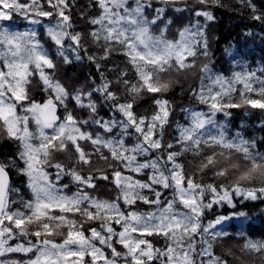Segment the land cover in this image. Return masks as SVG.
<instances>
[{
  "label": "snow or ice",
  "instance_id": "snow-or-ice-1",
  "mask_svg": "<svg viewBox=\"0 0 264 264\" xmlns=\"http://www.w3.org/2000/svg\"><path fill=\"white\" fill-rule=\"evenodd\" d=\"M239 3L264 23V12L252 0ZM75 4L0 0V22L15 16L33 26L55 21L44 25L51 49L35 27L12 31L0 23V136L18 146L16 158L0 161V257H26L0 264H228L215 247L230 233L216 228L231 217L205 223V211L223 204L235 208L236 197L264 200V151L254 138L230 136L217 114L229 117L228 110L239 108L264 112V68L242 66L225 76L199 62L210 56L207 28L215 19L210 9L222 7V0L191 5L189 0H91L87 7L96 15L87 16L86 32L73 24ZM169 6L195 17L173 38L167 35L173 21L165 20ZM113 54L124 56L126 67L109 68L116 72L110 79L102 68ZM85 60L95 65L100 82L69 91L57 78L59 62ZM197 71L199 87L190 95L207 111L183 107L185 122L173 124L175 107L166 94L179 80L172 73ZM34 86L45 94L42 101L33 98ZM148 96L153 111L138 114L137 104ZM102 107L109 109L107 116L100 114ZM169 127L175 135L165 142ZM9 168L27 178L31 198H21L20 207L10 198L18 189L10 185ZM49 168L56 170L54 180ZM209 173L212 180L204 183ZM66 176L76 187L71 194L61 183ZM99 180L114 186V198L93 194ZM151 237L163 238L164 247ZM13 240L20 242L10 244ZM241 252L264 264V240L245 239ZM227 254L232 255L230 248Z\"/></svg>",
  "mask_w": 264,
  "mask_h": 264
},
{
  "label": "trees",
  "instance_id": "trees-1",
  "mask_svg": "<svg viewBox=\"0 0 264 264\" xmlns=\"http://www.w3.org/2000/svg\"><path fill=\"white\" fill-rule=\"evenodd\" d=\"M91 0H76V4L71 9L72 20L75 29L78 31H87L89 25L87 24V16L96 15L95 8L88 9V4ZM192 0H189L191 5ZM252 3L256 6L258 11L264 12V0H252ZM222 7H212L210 10L214 14V21L208 24L207 34L209 41L210 56L208 60L200 59V63L208 62L210 67L224 75H231L235 71L236 67L246 66L251 70H259L264 68V23L252 19V12L247 5H241L239 0H222ZM163 5L154 3V7H161ZM182 6V5H180ZM45 7L47 4L45 3ZM196 7H200L197 5ZM81 13L85 15L82 17ZM151 15V13H150ZM171 18L173 23L169 26L167 35L169 38L176 36L177 31L188 25L190 21L195 19L192 11L175 12L172 7H167L165 20ZM203 23V18H200ZM42 22H54L48 19H43ZM28 21L22 19L19 16H15L12 21L5 22L7 27L23 26ZM162 24H158L154 31H158ZM37 31L39 32L40 40L51 49V43L48 41L47 36L44 33V25L41 23L38 25ZM90 44V42H89ZM90 51H96L95 48L90 46ZM239 61V64H237ZM60 66L57 72V78L68 87L69 91H72L78 87H84L85 89L92 86L91 81L95 80L96 83L100 82V75L97 72L95 65L85 61H73V63L64 65L59 62ZM102 71L110 79H113L116 72L109 71V68L118 66L120 69L126 67L125 57L122 55L113 54V56L103 62ZM258 74L259 71H258ZM172 76L179 80V83L175 84L172 89L166 94V97L172 101L175 111L172 114L171 120L173 124L176 121L184 123V114L180 111L183 107L197 108L207 111L206 106L198 104V102L190 95L191 89L199 87V72L195 75L187 74L176 76L172 73ZM33 98L37 101H42L45 98V94L39 89V87H33ZM152 96H148L141 100L136 106V112L138 114H151L154 105L152 104ZM70 107H74L71 103ZM229 117H225L222 113L217 114L218 120H225V126L228 134L234 135L235 133H241L245 138L256 139L258 147L261 151H264V127H261V121L264 120V112L259 110H246L244 108L230 109ZM100 114L107 116L109 109L102 107ZM77 116L86 117L87 112L76 110ZM175 135L173 128L169 127L166 130L165 142ZM18 151L17 143L13 140H9L6 137L0 136V161H7L10 157L16 158ZM57 158L62 162L68 163L62 154H58ZM189 156L187 160H191ZM185 160L187 167L195 170L192 165H189ZM19 164L20 162L17 161ZM22 167L23 165L20 164ZM71 167V164H69ZM11 174V187L18 189V192L10 193V198L17 201L15 207H20V199H30L31 193L27 188V178L21 175L15 168H9ZM48 171L53 173L52 179H55V169L49 168ZM198 181L200 177H197ZM212 177L209 173L203 177V182H211ZM62 184H68L69 193L76 191L75 185L71 183L70 177H64L61 181ZM94 195H98L100 198H114L116 195L115 188L107 181H97V188ZM164 195L170 197V190H165ZM210 198V197H209ZM235 208L229 207L227 204L214 205L212 209L205 211L204 222L214 220L217 216H230V220L227 226V232L230 236L223 240L222 244H217L215 247V253L223 256L227 259L228 264H262L260 259L251 253L241 252V246L245 242V239H264V200L258 201H242V198L236 197L234 199ZM141 210H149L147 205H140ZM243 211L247 213L245 218L232 216L233 212ZM87 227V226H86ZM240 233L244 235L241 236ZM34 239V238H33ZM57 241L61 238L56 237ZM157 247H164L165 241L160 237H151ZM19 240L10 241V244L19 243ZM238 245V246H236ZM232 250V255L227 254V249ZM1 259H26L22 254L12 253L7 254Z\"/></svg>",
  "mask_w": 264,
  "mask_h": 264
},
{
  "label": "rangeland",
  "instance_id": "rangeland-1",
  "mask_svg": "<svg viewBox=\"0 0 264 264\" xmlns=\"http://www.w3.org/2000/svg\"><path fill=\"white\" fill-rule=\"evenodd\" d=\"M0 23H5V22H0ZM43 23V25H46V24H49L50 22H48V23H44V22H42ZM51 23H54V22H51ZM5 25V24H4ZM6 26V25H5ZM31 27H35L36 28V30L38 29V25H35V26H33V25H30L29 23H27V24H25V25H23V26H21L20 28H18V27H16V26H12V27H9V29L10 30H12V31H25V30H27L28 28H31ZM245 66V65H244ZM213 70V69H212ZM242 70V67H236V69H235V71H241ZM248 70H251V69H249L248 68ZM255 70V69H254ZM213 72H215V73H218V72H216V71H214L213 70ZM220 74H222V73H220ZM224 75V74H223ZM225 76H230V75H225ZM194 110H197V111H203V110H201V109H197V108H193ZM218 121H221V122H224L225 123V120H218ZM69 194H71V193H69ZM242 218H245V217H242ZM229 220L230 219H228V220H226V221H223L220 225H217V228H216V230H220V231H226L227 230V226H228V223H229ZM254 240H264V239H262V238H259V239H254ZM236 246H238V245H236ZM1 259V258H0ZM4 260H8V259H4Z\"/></svg>",
  "mask_w": 264,
  "mask_h": 264
},
{
  "label": "water",
  "instance_id": "water-1",
  "mask_svg": "<svg viewBox=\"0 0 264 264\" xmlns=\"http://www.w3.org/2000/svg\"><path fill=\"white\" fill-rule=\"evenodd\" d=\"M8 174H9V181L11 180V176H10V173H9V171H8Z\"/></svg>",
  "mask_w": 264,
  "mask_h": 264
}]
</instances>
